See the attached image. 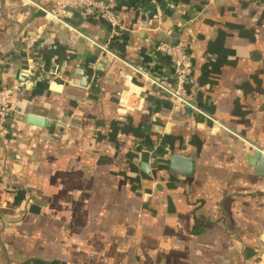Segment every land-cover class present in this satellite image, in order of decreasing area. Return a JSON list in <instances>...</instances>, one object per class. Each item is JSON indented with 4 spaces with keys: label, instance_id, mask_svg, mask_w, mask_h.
Masks as SVG:
<instances>
[{
    "label": "crops",
    "instance_id": "crops-1",
    "mask_svg": "<svg viewBox=\"0 0 264 264\" xmlns=\"http://www.w3.org/2000/svg\"><path fill=\"white\" fill-rule=\"evenodd\" d=\"M105 1L114 32L0 0V87L23 84L0 133V264H264V0ZM25 40L56 77L25 82ZM159 43L192 58L179 112L142 78L173 84Z\"/></svg>",
    "mask_w": 264,
    "mask_h": 264
},
{
    "label": "built area",
    "instance_id": "built-area-1",
    "mask_svg": "<svg viewBox=\"0 0 264 264\" xmlns=\"http://www.w3.org/2000/svg\"><path fill=\"white\" fill-rule=\"evenodd\" d=\"M77 10L101 16L113 32L120 26L111 3L105 0H55L52 10L46 12L45 16L50 21L66 24L73 12ZM153 51L161 53L169 59L173 84L171 87L167 86L162 80L154 79L148 74H143L142 78L147 87L160 91L163 97L171 103L175 112L182 111L185 107L190 106L187 91L193 70L192 58L187 47L183 43L175 46L169 43H159L153 48ZM24 52L27 56V67L23 72L25 82L47 81L57 76V70L53 66L47 68L39 58L34 56L33 48L27 40H25ZM22 87V83L8 88L0 87V133L10 130L18 115L11 106V99Z\"/></svg>",
    "mask_w": 264,
    "mask_h": 264
},
{
    "label": "water",
    "instance_id": "water-1",
    "mask_svg": "<svg viewBox=\"0 0 264 264\" xmlns=\"http://www.w3.org/2000/svg\"><path fill=\"white\" fill-rule=\"evenodd\" d=\"M30 120L32 124L42 125L43 123L42 120L37 118H31ZM250 162L255 167L256 173L264 177V155L257 151ZM170 168L181 176L190 177L193 174V158L185 159L180 156H173L170 158Z\"/></svg>",
    "mask_w": 264,
    "mask_h": 264
}]
</instances>
